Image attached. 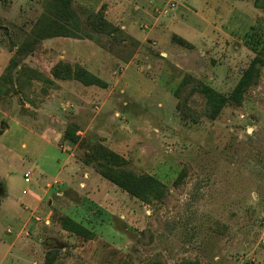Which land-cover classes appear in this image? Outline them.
<instances>
[{
  "label": "rangeland",
  "instance_id": "374dc122",
  "mask_svg": "<svg viewBox=\"0 0 264 264\" xmlns=\"http://www.w3.org/2000/svg\"><path fill=\"white\" fill-rule=\"evenodd\" d=\"M44 7L0 0V264H27L26 251L38 262L56 252L53 264H264V65L241 104L214 120L191 89L198 80L232 91L264 48V0H72L82 27L87 13L103 9L114 36L45 39L19 56ZM13 57L52 83L25 78L19 95L6 79ZM58 62L83 67L105 87L53 79ZM68 125L81 146L63 141ZM93 143L156 178L166 197L143 203L106 181L98 164L81 160ZM67 153L72 181L64 189L54 177ZM45 183L64 196L52 197L49 216L38 215L47 223L32 219L21 235L9 216L29 198L23 190ZM61 216L93 239L68 233Z\"/></svg>",
  "mask_w": 264,
  "mask_h": 264
},
{
  "label": "trees",
  "instance_id": "16d2710c",
  "mask_svg": "<svg viewBox=\"0 0 264 264\" xmlns=\"http://www.w3.org/2000/svg\"><path fill=\"white\" fill-rule=\"evenodd\" d=\"M33 40L30 44H25L17 51L27 50L28 46H33L34 43H39L42 40L55 37L77 38L85 37L89 40L93 39L92 33L97 35H105L113 37L117 29L105 20L104 10L96 13H87L85 15L84 27L81 26L80 18L72 8V0H45L44 12L33 26ZM179 45L185 48H191V45L182 38H176ZM30 49V48H29ZM256 49V48H255ZM264 48L251 60L248 67L243 71L239 81L232 91L224 95L212 89L208 85L192 80V90L199 91L206 99V115L214 120L222 109L227 105L238 106L241 104L243 94L246 90L255 85L260 74V67L264 65ZM7 81L16 85V93L24 94L23 79L28 81L38 80L43 83L51 84V80L45 77L40 72L26 66L21 61L13 57L7 67ZM51 76L55 80H75L84 86L105 87V83L93 75L88 70L81 66H71L65 62H58L50 71ZM188 80L185 79L181 83L184 85ZM190 83V82H189ZM188 84V83H187ZM177 95V93H175ZM77 129L74 126L68 125L62 135L63 141L72 145L80 144V138L76 135ZM84 154L82 162L88 164H98L97 171L100 175L111 184L117 186L122 191L126 192L131 197L143 202L149 203L152 199L162 201L166 195V188L156 178L149 175L138 176L133 172L124 168L126 161L99 143L88 144L83 147ZM61 227L68 233L80 237L84 240H92L93 233L88 231L84 226L76 222L68 216L59 218ZM46 252L45 264H53L56 252ZM179 264H200L198 261H182Z\"/></svg>",
  "mask_w": 264,
  "mask_h": 264
},
{
  "label": "crops",
  "instance_id": "0c3cea01",
  "mask_svg": "<svg viewBox=\"0 0 264 264\" xmlns=\"http://www.w3.org/2000/svg\"><path fill=\"white\" fill-rule=\"evenodd\" d=\"M60 137L61 136H59L58 138ZM43 141L45 140L43 139ZM50 143L52 145V142ZM71 156L72 154L67 153V158L62 166V169H59L54 177V181H59L60 183H62L61 185H63V183L66 185V186H63L64 189L68 187V183H69L68 181H72V177L70 175L72 171L70 169L69 170L66 169L67 164L72 163L70 159ZM25 174H29V173H25ZM25 174H23V179H24ZM85 177H87L86 174H85ZM1 179L5 183V188H4L5 192L3 194V199L0 205H2L4 198L7 197V192H6L7 185L5 182V177L4 178L1 177ZM30 182H31V178H29V182H25L24 180V183L26 184H29ZM62 189L63 188L61 187L58 188L56 186L52 188V185H50V183H45L44 187L40 184L39 185L35 184V186L33 187L31 191L23 190V194H29V198L26 200V203L24 205L22 204L21 208H14L12 210V214L9 216V222L12 223V225H15L17 229H19L18 233H20L21 235L23 234L24 231L25 233H27V228L33 225L32 223H30V221H32L33 219L32 216H37V217H40L43 215L49 216V214H46L45 211L47 210L48 211L47 213H49L50 212L49 210L51 209V207L54 206V201L52 197H56L57 202L59 200H62V198L60 197L64 196V192H65V190H62ZM51 191H53V193H51ZM16 231L14 229L13 232L16 233ZM18 233L15 236V241L18 238V235H20ZM23 257L24 258H22V260H24L27 264H42V263L45 264L44 256H43L44 258L43 261L39 260L38 262L36 255H34L32 252H29V251H26Z\"/></svg>",
  "mask_w": 264,
  "mask_h": 264
},
{
  "label": "built area",
  "instance_id": "2783aa9c",
  "mask_svg": "<svg viewBox=\"0 0 264 264\" xmlns=\"http://www.w3.org/2000/svg\"><path fill=\"white\" fill-rule=\"evenodd\" d=\"M29 174H25L24 175V180H25V182H29ZM24 193H25V191H24ZM32 218L34 219V221H36V222H40V221H43L44 223H47V219H44V220H42L41 218H39V217H37V216H32ZM8 233H10L9 231H8Z\"/></svg>",
  "mask_w": 264,
  "mask_h": 264
}]
</instances>
